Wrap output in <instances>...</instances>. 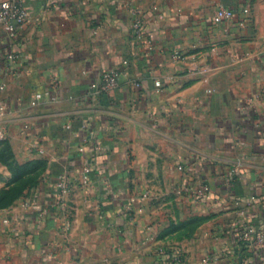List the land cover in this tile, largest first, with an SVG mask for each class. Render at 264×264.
<instances>
[{
  "label": "crops",
  "instance_id": "1",
  "mask_svg": "<svg viewBox=\"0 0 264 264\" xmlns=\"http://www.w3.org/2000/svg\"><path fill=\"white\" fill-rule=\"evenodd\" d=\"M219 4L237 21L216 24ZM26 7L0 127L44 169L10 211L0 264H264V0ZM10 47L0 25V57ZM112 69L119 86L91 94ZM54 79L56 98L36 99ZM203 183L217 203L193 196Z\"/></svg>",
  "mask_w": 264,
  "mask_h": 264
},
{
  "label": "built area",
  "instance_id": "2",
  "mask_svg": "<svg viewBox=\"0 0 264 264\" xmlns=\"http://www.w3.org/2000/svg\"><path fill=\"white\" fill-rule=\"evenodd\" d=\"M238 15L233 8H230L224 4H219L216 8L213 21L216 24H222L226 22H236ZM30 20V13L26 7V0H5L0 4V25L3 28L6 38L11 43L10 49H7L2 53L0 57V96L1 92L5 89L6 84L4 82L6 74L12 75L17 72V63L20 59V44L18 41L20 29L27 25ZM133 32L138 38H142L144 34V25L140 19H136L133 23ZM174 59H181L182 56L178 53L173 54ZM122 71L119 69H112L104 71L98 82H94L90 87V93L96 96L105 95L119 86L120 76ZM60 84L57 79H54L50 89L36 92V99L43 97H49L55 99L57 92H59ZM8 106L6 103L0 101V119L8 114ZM8 140V130L5 126L0 127V141ZM85 177L90 173L88 167L84 168ZM61 194L58 197L59 206L62 211H65L64 193L67 191V186L61 184ZM193 196L202 202H216L213 196L210 186L206 183L198 187L191 189ZM142 198H151L150 192H144ZM217 203V202H216ZM245 238L249 237V234H245ZM264 239V235L261 236ZM176 261H179L178 257Z\"/></svg>",
  "mask_w": 264,
  "mask_h": 264
},
{
  "label": "rangeland",
  "instance_id": "3",
  "mask_svg": "<svg viewBox=\"0 0 264 264\" xmlns=\"http://www.w3.org/2000/svg\"><path fill=\"white\" fill-rule=\"evenodd\" d=\"M8 140L0 141V236L10 221V211L28 201L32 188L41 180L43 163L25 158ZM186 232L188 225L181 226ZM173 226L170 227L172 232ZM1 249V247H0Z\"/></svg>",
  "mask_w": 264,
  "mask_h": 264
},
{
  "label": "trees",
  "instance_id": "4",
  "mask_svg": "<svg viewBox=\"0 0 264 264\" xmlns=\"http://www.w3.org/2000/svg\"><path fill=\"white\" fill-rule=\"evenodd\" d=\"M41 164V162H39ZM43 171V170H42Z\"/></svg>",
  "mask_w": 264,
  "mask_h": 264
}]
</instances>
